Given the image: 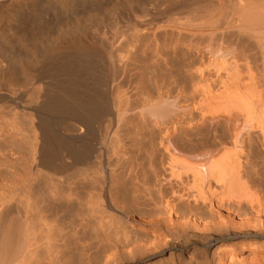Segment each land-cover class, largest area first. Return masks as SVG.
Masks as SVG:
<instances>
[{"label":"bare ground","instance_id":"1","mask_svg":"<svg viewBox=\"0 0 264 264\" xmlns=\"http://www.w3.org/2000/svg\"><path fill=\"white\" fill-rule=\"evenodd\" d=\"M150 244L264 264V0H0V264Z\"/></svg>","mask_w":264,"mask_h":264},{"label":"rangeland","instance_id":"2","mask_svg":"<svg viewBox=\"0 0 264 264\" xmlns=\"http://www.w3.org/2000/svg\"><path fill=\"white\" fill-rule=\"evenodd\" d=\"M177 244H179V243H176V245L173 243L172 244V252H174V254L175 255H180V256H184L185 255V251L182 249V246H178ZM171 245V244H170ZM176 247H175V246ZM180 245V244H179ZM153 246H155V244L153 245ZM159 246H160V251L161 250H164V248L165 247H161V245L159 244L158 246L156 245L155 247H158V249H159ZM164 246V245H163ZM149 247V246H148ZM145 248V249H143V251L145 250V252H143L142 253V250H141V252H140V254L138 255V254H136V257L138 258H136V257H134V256H131V259H133L132 261H131V259H130V256H126V258H123L122 259V264H162L161 262H163V264H167V263H172L171 261H169L168 260V262H167V259H169V257H168V253L170 254V252H166L165 254H163V255H161L160 257L158 256V257H156V258H153V259H151V260H148V257L150 256V255H153V254H155V253H158V252H160V251H158V249L157 248H155V249H153V247H151V244H150V247L149 248ZM175 247V248H174ZM178 247V248H177ZM181 247V248H180ZM152 248V250L155 252V253H153V251L152 250H149V251H147V253L149 254V253H151V254H147L146 253V250L147 249H151ZM180 248V249H179ZM157 249V250H156ZM157 252H156V251ZM151 251V252H150ZM144 253L146 254L145 256H148V257H145V256H143L144 255ZM142 257V258H141ZM176 257V256H175ZM135 258V259H134ZM142 259V260H141ZM125 260V261H124ZM139 260V261H138ZM160 261V262H159ZM126 262H128V263H126Z\"/></svg>","mask_w":264,"mask_h":264}]
</instances>
